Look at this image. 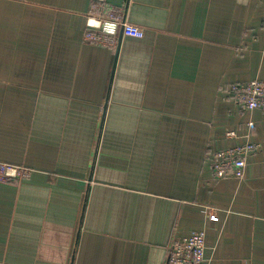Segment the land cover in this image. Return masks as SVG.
Here are the masks:
<instances>
[{"label": "crops", "instance_id": "obj_1", "mask_svg": "<svg viewBox=\"0 0 264 264\" xmlns=\"http://www.w3.org/2000/svg\"><path fill=\"white\" fill-rule=\"evenodd\" d=\"M94 2L140 26L84 42ZM264 0H0V264H168L205 231L207 264H264ZM234 130L235 136L226 132ZM257 149L218 178L216 150Z\"/></svg>", "mask_w": 264, "mask_h": 264}, {"label": "built area", "instance_id": "obj_2", "mask_svg": "<svg viewBox=\"0 0 264 264\" xmlns=\"http://www.w3.org/2000/svg\"><path fill=\"white\" fill-rule=\"evenodd\" d=\"M264 25V16H263ZM118 33L121 36L142 37V28L124 18L119 8L105 6L94 2L88 12L83 40L86 43L115 48L118 45ZM229 95L242 110H264V79H252L248 82L233 83L229 87ZM226 135L235 136L234 130ZM258 145L246 142L225 149L216 150L213 154V167L218 178L232 175L237 179L244 177L248 157ZM31 169L19 164L0 162V182L20 181L30 176ZM205 231L196 230L176 239L171 243L167 253L168 264H207L205 256Z\"/></svg>", "mask_w": 264, "mask_h": 264}, {"label": "rangeland", "instance_id": "obj_3", "mask_svg": "<svg viewBox=\"0 0 264 264\" xmlns=\"http://www.w3.org/2000/svg\"><path fill=\"white\" fill-rule=\"evenodd\" d=\"M1 163H6V162H2V161H0ZM8 164H10V163H8Z\"/></svg>", "mask_w": 264, "mask_h": 264}]
</instances>
